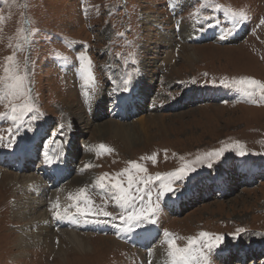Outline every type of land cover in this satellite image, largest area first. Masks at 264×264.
I'll return each mask as SVG.
<instances>
[{
    "label": "rangeland",
    "instance_id": "obj_1",
    "mask_svg": "<svg viewBox=\"0 0 264 264\" xmlns=\"http://www.w3.org/2000/svg\"><path fill=\"white\" fill-rule=\"evenodd\" d=\"M239 12L244 13L245 19L234 24L236 17L233 14ZM171 13L179 15V21L171 19ZM149 16L157 19L162 28L151 24ZM0 17V77H4L0 80V150L31 147L33 154L44 156L43 153L47 152L48 157L63 160V140L67 143L76 139V171L70 172L65 188L70 189L67 185L76 180L75 196L80 195L83 188L94 211L103 208L116 217H100L107 222L97 224L110 227V231L104 233L87 232L82 228L78 232L81 238H87L92 247L96 246L87 254H77L79 257L75 252H66L67 263L55 255V239L46 240L53 242V251L44 243L43 249L29 245L24 248L27 255H19L22 250L16 246V227L26 221L15 217L13 205L22 193H16L12 182L16 174L27 176L34 170L15 173L0 169V264H113V261L124 264V259L130 256H123L127 249L117 242H126L120 237V231L127 230V227L119 219L121 210L115 203L114 190L110 185L102 189L97 184L101 175L108 174L105 184L116 177L127 186L128 174L124 169H129L137 178L153 177L150 185L141 183L138 186L150 189L142 193L145 204L150 200L153 206L158 205L153 217L155 223L131 229L155 231L153 243L142 248L146 254L145 261L138 260L140 251L131 250L134 254L126 264H158V260L159 264H171L165 231L179 247L188 246L189 238H196L193 255L202 248L207 252L204 246L208 238L200 237L201 232L224 234L223 244L210 255V264H224L221 261L224 258L220 256L227 247L234 248L232 260L226 262L228 264L264 263V251L259 253L255 249L264 248V99L260 98L258 89L249 87L247 83L252 79L264 83V23H261L264 20V0H0ZM196 18L198 20H193ZM199 21L205 28L222 29L223 26L225 35L237 27L244 34L242 32L238 40L235 36L237 41L232 44H224L229 43L224 42L227 40L223 39L224 35L216 41L196 44L189 43L190 39H186L189 44L186 40L180 42L177 39L180 27L178 32L173 31L177 22L185 24L181 25L183 28L198 24V29L203 30ZM163 29L169 34L164 43L169 45L167 48L158 45ZM219 35L220 29H216L210 37ZM204 44L208 46L203 47ZM198 45L203 48H196L197 60L192 63L184 61L181 51L195 52L189 46ZM171 51L175 56L164 62L163 57ZM80 53H85L92 62V89L97 92L96 99L107 105L114 101L113 96L118 98L115 88L119 93H129L139 84L148 93H144L140 100L146 101L148 97L150 101L158 100L165 106L193 92L211 90L216 95L220 90L219 99L218 96H215V101L207 98L211 101L209 104H186L177 110L143 111L139 117H147L149 122L145 126L139 123V117L119 120L109 113L96 116L97 120L90 118L91 121L88 120L90 101H87L90 99L85 96L88 83L79 72ZM9 56H14V60L8 61L6 58ZM21 56L22 63L23 58L24 62L28 61L29 75L17 81L14 77L24 74ZM176 64L177 72L171 68ZM129 78V91L124 92L123 81ZM222 92L229 95L225 100ZM248 92L253 95L249 96ZM27 107H32L33 111L28 112ZM74 113L79 114V126H75ZM13 115H20L22 120L14 123ZM32 116L38 118L33 121ZM152 118L156 122L152 123ZM109 120L134 128L133 143L108 133L96 135L93 127L87 124L106 125ZM18 125L22 128L15 129ZM32 134L38 142L34 144L36 140L33 137L28 142L32 146L26 145ZM101 144L111 151L100 150ZM217 152L220 155H216ZM241 152L245 155H239ZM129 161L138 162L147 171L138 173ZM251 166L253 172L249 174L246 168ZM180 168H195L196 171L174 181L171 186L178 191L158 200L162 189L161 181L155 180L157 174L164 180L166 174ZM34 175L44 176L42 171ZM239 177L247 182L239 183ZM220 178L229 186L223 196L217 190ZM203 181L206 190L211 188L210 196L200 194L189 202L185 201L180 207H175L177 212L174 213V209H168L170 201L183 199L193 189L198 190L197 186L203 185ZM213 185L217 187L213 189ZM93 193L101 197H92ZM75 202L82 206L84 199ZM54 218L51 219L52 225H55ZM92 219L89 217L90 221ZM238 229L244 231L239 239H233L232 234ZM44 237L37 242H42ZM242 245L250 248L243 252L240 250ZM164 255L166 259L162 257ZM247 255L248 261H245Z\"/></svg>",
    "mask_w": 264,
    "mask_h": 264
},
{
    "label": "bare ground",
    "instance_id": "obj_2",
    "mask_svg": "<svg viewBox=\"0 0 264 264\" xmlns=\"http://www.w3.org/2000/svg\"><path fill=\"white\" fill-rule=\"evenodd\" d=\"M148 21L151 24H154L155 26H157L158 28H162L160 25V22H158L157 19L156 20L152 19L149 16ZM179 27H180L179 35L183 38V40L191 39V38L195 37L198 33L201 32V30L198 29V24H191L185 28H183L181 26V24H179ZM213 34H214V31L210 32V36ZM168 37H169L168 32L163 31V33L161 34L162 40H160V43H158V45L160 47L164 46L167 48L169 45L164 44V43H166ZM207 46L208 45L204 44L203 47H207ZM185 47L188 48V45H185ZM189 47L194 48L195 52L184 53L181 51V56L184 59V61L192 63V62H195V60H197L196 51L200 48H203V47H200V45L195 46V47L194 46H189ZM196 48H198V49H196ZM150 49L153 50V48H150ZM153 51L155 52L156 50H153ZM178 52H179V50H178ZM174 56L175 55H174L173 51L167 52L166 56L163 57V61L164 62L170 61V60H172V58ZM20 58H21L20 63L24 66V64H23L24 58H23V63H22V56ZM171 68H173L172 70L175 72L179 71L177 64L173 65ZM82 82H80V83L82 84ZM143 84H145V83H143ZM142 89H143V87H140V84H139V85L133 87V90L136 91V93L133 92L134 93L133 95L132 94L119 93V91L116 90V88L114 90V93L118 96V100H120V98H122L123 96H127V97H135V96L137 97V95H139L140 97L145 96V94L143 93L144 90H142ZM210 92H211V90H210ZM219 93H220V90L217 91V93H216V96H218V99H219ZM224 94H225L224 92L221 93V95L224 96V100H225V98L229 95L227 93L225 95ZM214 99H215V97H214ZM174 102L175 101L171 102V104H173ZM103 107L109 110V108L111 106L107 105V104H102L101 108H103ZM99 111H100L99 113H96V111L92 112L91 117L88 116V120H91L90 118H95L96 116L97 117L103 116V114H101L100 108H99ZM152 113H155V112H152ZM155 116H157V114H155ZM74 117H75V122H76L75 126H77V125L79 126L80 121H81L79 118V114L74 113ZM146 118L147 117H139V123L143 124V126L147 125L146 123L149 121ZM154 122H156L155 119H153L152 123H154ZM87 124L93 127V129H94L93 133L96 135H98L100 133V136H101L102 134L108 133V135H111L112 137L113 136H117V137L119 136V138H121V140L122 139L130 140V142H129L130 144L133 143V141H134L133 139L135 138V132L134 131H136V130L134 128H131V127L125 125V123H122L120 121L109 120L106 125H102V124L98 123L99 125H96V126L92 125L89 122ZM143 129H145V128L143 127ZM34 143H35V141H34ZM129 143H127V144L124 143V144L126 146H130ZM75 146H76V139H72L70 142L67 141V145L64 144V146L62 147L63 149L61 148V150L65 153V157L67 159L66 163H62L56 159L52 160L53 162L60 163L61 167L67 169L69 171V173L72 170L73 171L76 170L75 165H74V162H75L74 160H76L75 158L77 156ZM58 155L59 154H57V156ZM68 161L70 163H68ZM246 169L248 170L249 174H251L253 172V166L247 167ZM244 172H247V171H244ZM239 178L241 179V181H239V183L244 184L247 182V181L242 180L243 179L242 177H239ZM13 179H15V180L12 182V185L15 184V188L17 190L16 193H19V194L22 193V195H19L16 198V201L13 205L14 214H15V217L17 219H21V220L26 221L22 225H20V226L17 225V227H16L17 228L16 231L18 232L17 234L15 233V235L18 237V243L16 246L18 247L19 250H22L19 253V255H22V256L27 255V253L24 251L25 250L24 248H26L29 245H33V247L38 246V247H41L43 249L44 243H46L45 246L50 251H53L52 250L53 242L48 243L46 241L48 239H51V240L55 239L56 240L57 247H56V254L55 255L61 256L63 260H66V263L69 259V258L65 257L66 255H68V254H66V252H72V253L75 252L76 255L77 254L82 255V254H87L90 251L94 250V247L96 245H93V247H92L91 242H89V240L88 241L86 240L87 238H81V236L78 234V232H80V230L82 229V228H80V225L82 223H83L82 225H84L85 220H82L81 217L76 213V207H75V203H74V199H73V197H76L74 195V187L77 186L76 180L71 181L67 185V188H70V189H66L65 186H66L68 181L63 183V184L61 183L62 185L51 188L49 186L50 180L47 176H42L40 178V177H36L34 174H30L27 176L26 175H19L18 176L16 174ZM81 182L82 181H80L79 184ZM196 183H198V182H196ZM215 186L213 185L212 188ZM197 187H198V190L193 189L192 193H187V195H185L183 197V199H175L173 201H170L171 203H169V204H172L171 209H174L175 207H180L183 202H185V201L189 202V201L193 200V198H195V197L197 198L198 196H200V194H205L206 197L211 195V188H210V190H206L207 187H206V184L204 183V181H203V185L199 184ZM202 187L203 188L206 187V188L203 190L201 189L199 191V189ZM228 187H229L228 183L225 182L224 179L222 180V178H220L219 182H218V188H217V190L221 191L219 193V195H222V196L225 195L227 193ZM58 188H61V189H58ZM230 188L232 190H234L233 187L230 186ZM92 197L99 199L101 196L99 194L93 193ZM95 198H93V199H95ZM56 203L59 204V208L56 209V211H59L61 216H66L67 214H75L76 216H78L79 217V226L72 228V227H61L58 225L55 226L54 224L52 225L51 219H52V217H54V215H53L54 210H53L52 205L56 204ZM180 212L181 213L183 212L182 208H181ZM54 219L57 220L58 218L55 217ZM27 222H29V223H27ZM89 224L91 225L93 223H89ZM32 227L35 230H33ZM49 228L52 230H55V231L49 230V232H48ZM60 228H62V229H60ZM117 228H118V226H117ZM148 228H150V227H148ZM120 232H121L120 237H123V238L130 237L131 239H133L134 241L137 242V240L135 238V233L128 231V230H121ZM159 232L160 231L158 230L157 233H159ZM140 233L145 234L147 236H150L149 239H152V237L154 235H156L154 229H151L150 231H142ZM95 235H99V234H95ZM102 236H104V235H102ZM41 237H44L43 241L37 242ZM82 237H84V236H82ZM142 238L143 237L141 236L139 238L138 242L141 241ZM117 243L121 244V246H123L127 249L128 255H127V253H124L123 256H130V258H131L134 254V251H131V250L140 251V254L138 253V257H139L138 260L142 261V262L145 261L146 254H145V251L143 249H141V248H139L136 245H133L131 243L130 244L126 243V242H123V243L117 242ZM236 245H238V244H236ZM249 248H250L249 246L242 245V247H240V250L244 252V251L248 250ZM255 249L259 253H262L264 251V248H262V249L255 248ZM29 250H32V249L29 248ZM233 253H234V248L227 247V248L223 249V255L220 257H221V259L222 258L227 259V261H225L224 259L221 261L223 263L225 262L224 264H227L226 262L230 263V261L232 260V257H233L232 256ZM157 254H158V252H157ZM159 256H161V255H159ZM77 257H79V256L77 255ZM162 257L166 259L167 256L164 255ZM253 257L255 258L257 256H253ZM22 258H26V257H22ZM130 258L124 259V264H126L130 260ZM247 259H248V255L245 257V261H248ZM159 263H160V261L158 260V264ZM253 263L259 264L258 261H256V262L254 261L251 264H253ZM113 264H116V262L113 261ZM118 264H120V263H118ZM260 264H264V263L262 261H260Z\"/></svg>",
    "mask_w": 264,
    "mask_h": 264
},
{
    "label": "snow or ice",
    "instance_id": "obj_3",
    "mask_svg": "<svg viewBox=\"0 0 264 264\" xmlns=\"http://www.w3.org/2000/svg\"><path fill=\"white\" fill-rule=\"evenodd\" d=\"M236 19L233 21L234 24H239L241 20L245 19L244 13H234L233 14ZM2 19V17H0ZM261 23H264V20L261 21ZM57 57H59V53L56 54ZM8 61H13L14 56H9L6 58ZM78 61H79V72L83 79L89 84L94 83V76L92 72V62L90 58L86 56L85 53L78 54ZM85 61L87 63L85 64ZM5 71H8V69H5ZM23 76H15L14 79L17 81H22L27 78L29 75L28 71V61L27 59L24 62L23 66ZM4 77H0V80H3ZM110 81L112 80L111 77H109ZM131 80L130 78L128 80H124L123 84L125 87L122 89L124 92L129 91L128 85L130 84ZM223 83V81L221 82ZM241 83H245L244 81H241ZM249 87L258 89L260 98L264 99V83H261L259 81H256L254 79L247 81ZM249 96L253 95L252 92L247 93ZM90 99V97H89ZM28 112H32V107H27ZM13 112H15V109H13ZM38 117L32 116V120L35 121ZM22 117L20 115H13L12 121L15 123L17 121H21ZM62 127V126H61ZM28 130H31L29 128ZM99 149L102 151H111V149L107 148V146L101 144L99 145ZM216 155H220L219 152L215 153ZM44 157L46 158V162L52 163L53 161L48 157V153H43ZM209 156L212 155V153L208 154ZM239 155L244 156L245 153L241 152ZM155 159V157H152ZM199 159V158H198ZM132 168L136 169L137 172H146L147 170L143 168L138 162L136 161H129L128 162ZM85 167H90V165H86ZM208 167H211L209 164ZM124 173H127V186H124V181L120 178L113 177L109 180L108 184H105V178L108 176V174L101 175L98 180L97 184L100 188H106L109 185L111 186V189L114 190V200L116 205L121 210L119 219L123 222V224L127 227V230H131L133 228H140L141 226L145 224H152L155 223V220L153 219L154 215L156 214L157 206H153L152 202L149 200L147 204H145L144 201V195L142 193H145L146 190L150 191V189L139 187V184H143L145 186L150 185V182L153 181L152 176H140L137 178L133 174H131V171L129 169H124ZM196 169H186V168H180L176 170L173 173H168L165 176L164 180H161V176L157 174L155 177V180L161 181L160 187L161 191L158 193L157 199L169 195L174 194L177 189L171 186V184L174 181L182 180L186 175L189 174V172H195ZM135 185V187H134ZM85 190L82 188L80 189V195L73 197V199L77 200L78 202L83 198L84 203L81 206L79 203H77L76 207V213L85 219V222H95V223H104L107 222L106 220L100 219L101 216L109 219H115L116 217L113 215V213L105 211L103 208H96L95 211L92 207V202L86 198L84 195ZM53 215L56 218H60L61 214L59 211H56V209L59 208V204H53ZM89 217H93L91 221H89ZM73 219H75V216H73ZM244 231V229H238L236 233L232 234L233 239H239L240 234ZM164 236L167 238L166 243L168 246V252L167 255L171 257V264H210V255L213 253L214 250L221 247L223 244V236L224 234H216L212 235L206 232H201L200 237H207V243L204 247H206L207 252L203 250H199L197 254L193 255L192 248L194 247V242L196 238H189V245L186 247H179L176 244L175 239L171 238V235L165 231Z\"/></svg>",
    "mask_w": 264,
    "mask_h": 264
}]
</instances>
